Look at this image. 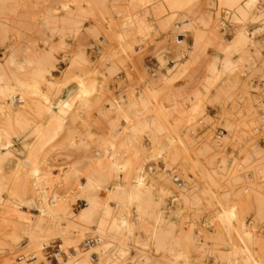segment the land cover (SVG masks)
<instances>
[{"label":"rangeland","instance_id":"374dc122","mask_svg":"<svg viewBox=\"0 0 264 264\" xmlns=\"http://www.w3.org/2000/svg\"><path fill=\"white\" fill-rule=\"evenodd\" d=\"M70 1L24 0L9 4L7 9L0 11V18H3L0 20L5 23V26H8L5 32L0 29V56L4 55L3 51L6 47L20 45L17 47L20 53L27 55L29 52L27 56L30 54L32 56H29L30 58L34 57L35 59L36 57L37 60L42 57L37 56L49 53L52 48L53 56L56 58V65L52 73L54 78H60L68 68L67 63L69 62L63 57L64 50L57 44L59 43L58 33L64 28L63 16L69 11L70 13L71 11L72 13L77 12L78 6L81 5L84 9V27L79 34V42L80 35L82 37L79 46L82 52L84 51L86 58L91 61L88 60L90 64H87L90 67L88 69L84 67L82 71L90 72L87 73L86 78L88 85L93 82L98 84L97 89L92 91L90 87L91 91L89 90L90 92L87 93L90 105L82 108L78 113L75 110L76 104L73 107L74 110H71V107L56 139L44 143L39 149L36 147L37 129L49 130V100L35 101L38 103V112L15 113L13 116L3 115L0 112V137L7 144L5 152L14 154L12 158L8 157L3 163L2 175H4L5 188L0 194V264H46L45 260L39 258L40 256L37 258V254L40 255L41 250L52 264H59L57 252L65 257L69 256V251L76 254L72 245H68L67 250L63 249V251L58 236H47L40 241L35 238V231L39 223L50 218L47 211L41 213L42 211L38 208L42 194L40 189L46 188L49 194V189H51L49 179H52L53 176L65 175L64 173L72 175L70 182L72 180L73 186L71 192L64 196L70 209L68 214L61 216L63 219L61 218V227H59L61 230L65 229L66 231H64L71 236L77 232L74 237L80 235L79 244L83 251L91 250L88 247L96 241L95 237H99L102 239L101 246L105 244L108 248L105 254V264H172L170 255L165 251L157 252L153 246L148 250V254L144 255L141 245L143 244V247L146 242H149L152 225L139 220L131 205L126 206L125 209L124 207L117 209L120 208L118 201L112 198L113 218L111 221L115 218L116 223L121 224L120 228L113 229L114 224L112 223H108L106 226L92 224L90 227L94 231L87 230L85 235L83 234L84 237L81 233L82 227L87 224L74 216L84 203L80 194L82 179H77L75 173L81 178L87 175V177H98L100 169L104 167L105 170L106 168L107 174L106 177L104 176L105 179L103 178L104 189L102 188L104 194L107 192V186L115 188L120 184H135L130 175L127 176V179H125V175L118 178L117 173L113 171L109 155L115 149L121 151L122 165L129 161L130 168L140 162L143 163V171L146 173H150L153 168L167 169L168 167L169 169V166L164 163L165 158L159 154L161 144L158 143V147L154 141L155 133L158 131H155V125H151L150 117L153 114V108H160V111L156 110L158 120H161L160 122L165 125L164 131L159 136L161 140L165 141L172 137L175 140V133H177V137L180 135L182 138H185L186 135L196 140L198 137H203V143L198 146H203L205 149L203 157L205 165L217 171L215 178L218 186L215 184L214 190H217V193L222 196L227 192L228 195L223 200L235 204L239 214L237 216L240 221H236V226L231 230L232 238L229 240L230 238L227 236L229 232L217 222V224L215 222L211 225L205 224L206 218L212 214L209 211H213L215 214V206H217L212 200V194L208 193L202 197V205L195 207L199 213L193 215L195 209L186 211L183 221L185 224L189 222L188 225L186 224L184 227L183 223L175 229L174 233H178L177 235L188 231L196 233L202 243H210L214 247L216 240L212 239L213 236L219 234L223 237L227 236L225 244L228 246L220 247V250H224L222 253L224 255H212L206 252L205 263L235 264L232 260L234 256L243 262L245 255L240 249L242 242L237 235L241 230L239 225L242 221L255 239L254 250L256 251L248 260L249 264H263L264 179L259 178L257 168L259 164H264V19H231L228 9L224 10L219 5L214 7V4L212 5L209 0H197L194 3L193 13L196 16L198 12L202 19H193L194 21L190 25L181 19H167L170 15L169 12L154 13L153 8L158 5L160 0H117L118 3L116 0H104L107 4L104 2L103 8L111 7L112 10L105 9L107 14L101 13L102 10V12L105 11L101 5V10L98 5L95 6L98 0H93L95 2L92 0ZM63 3H69V8H62ZM258 5L263 7V1L259 0ZM94 7L98 8L99 12L96 9L93 13ZM208 8H211L212 11L220 9V19L219 17L218 19H205V10ZM22 25L24 26L22 27ZM49 28L56 33L52 30L53 33H51ZM242 28H245L249 34V41L240 49H231L227 35L229 34V38H233L235 33H238ZM178 32L180 35L186 34L180 44L175 36ZM51 34L52 37H55L49 39ZM180 35L179 37H181ZM70 38L67 37V41ZM252 40L262 44L258 51L252 47ZM75 41L72 38L68 42L71 46L73 45L72 47H75L77 45V41ZM104 43H106L105 47ZM25 46L29 48L27 47L26 50ZM71 46L67 48L73 49ZM177 47H181L183 51L179 53ZM156 49L165 51L162 55L171 65L169 69L158 65L159 60L156 61L154 52ZM224 57L231 61L225 69L222 68ZM217 61L218 67L220 66L217 68L219 72L216 71L217 75L220 73L218 76L214 73L213 68V64ZM10 68L16 67L10 65ZM75 73L74 70L72 74ZM142 75L150 81V86L144 85ZM51 78L48 76L49 80ZM68 87L71 88L72 93L75 92L76 82L71 80L67 85L61 86V89L64 92ZM41 90L44 93L47 92L45 84L41 85ZM77 95L78 93L71 98L77 99ZM117 99L122 102L124 107H128L134 100L137 101L139 108L144 111L143 115L138 117L132 114V119L131 113L126 115L124 111L119 112L113 109L111 102H115ZM18 101L22 107H15L16 111L28 104L27 100L19 99ZM145 103L147 108L144 107ZM174 142L177 143V141ZM95 149H99L105 155L104 162H100L102 167L99 166L96 159L92 158ZM111 150L112 152L109 153ZM17 157L21 158L20 162L22 163L20 177L13 173L18 163ZM224 162L230 169L239 166L237 174L225 177L220 167ZM37 164L40 165L38 175L41 178L40 183L37 182V176L32 174ZM170 167L174 168L173 174L179 173L182 174V178H185L180 164L174 163ZM188 174L190 185L196 183L192 182L193 180L199 181L192 170H188ZM178 182L182 183V180H178ZM160 183L162 184V181ZM37 184L39 185L37 186ZM164 184L159 186L157 184L153 191L157 199L162 197L165 215L168 220H171L176 211V198L173 193L160 196ZM95 194L97 192H94L93 195ZM69 196L72 198V200L69 198L70 202H68ZM104 199L103 195L102 200ZM96 214L102 216L103 211L96 210ZM73 221L76 222L73 223ZM77 223H82L83 226L79 227ZM166 227L168 228L169 225ZM149 230L150 232H148ZM42 242L45 245L40 248L39 245ZM96 245L97 243L94 244V246ZM85 246L88 247L85 248ZM121 248L127 250L126 255L119 256ZM31 253H34V256ZM92 256L95 257L93 253ZM226 256L228 261L225 259ZM229 256L233 257L229 258ZM253 259L258 262L255 261V263Z\"/></svg>","mask_w":264,"mask_h":264},{"label":"bare ground","instance_id":"6f19581e","mask_svg":"<svg viewBox=\"0 0 264 264\" xmlns=\"http://www.w3.org/2000/svg\"><path fill=\"white\" fill-rule=\"evenodd\" d=\"M20 1L23 2L24 0H0V11L4 10L9 4H12L15 2H20ZM77 1L82 2L85 0H77ZM141 1H144V0H141ZM196 1L197 0H160L158 5L153 8V11H154V13H158V14L169 12L170 15L167 19H170V20L171 19H181L190 25V23L194 21L193 19H202V16L198 15V12L196 13L197 15L195 16V14L193 13V10H192L193 9L192 7ZM209 1H211L212 5L214 4V7H215V5H219L221 8L223 7L224 10L228 9L229 13L232 17L231 19H242V20L264 19V6L260 7L258 5L259 0H209ZM262 1L264 3V0H262ZM93 2H95V1H93ZM104 2L107 4V2L104 0H98V2H96L97 4H95V6L98 5L100 7V5H101V7L103 8L102 4H104ZM117 3H118V1H117ZM117 3H115V4H117ZM104 6H105V4H104ZM101 7H100V10H101ZM141 7H142V5H141ZM62 8L68 9L69 3H67V4L63 3ZM91 9H92V7H91ZM96 9H97V12H99L98 8H95L94 10H92V12L93 11L95 12ZM103 9L104 10L106 9L108 11V9L111 10V7L108 9L107 8H103ZM57 10H58V8H57ZM57 10H53V11H57ZM106 10L104 12H102L103 11L102 10L101 13L107 14ZM118 10H120V9H118ZM219 10L220 9H218V10L216 9V11H218V12H216V11H212L211 8L206 9L205 10V19H218L219 15L221 14ZM83 11H84L83 7L81 5H79L77 12L74 11L72 13V11H71V13H70V11H69L68 14L66 13V15L63 16V20H64L63 22H65V24L61 23V24H64L63 25L64 28L61 29L60 33H58L59 35L57 34L58 38H59V43H57V44H59L60 48H62L64 50L63 51L64 52L63 57L66 58L69 63H67L68 68L66 69V71H64V73L62 74V76L60 78H54L53 73H52V70L55 68V65H56L55 64L56 58H54V56H53L52 48H50L51 52L49 50V53L46 52V53H44V55L43 54L39 55V56L36 55L39 58L42 56L40 59H37V60H36V57H35V59H34V57L30 58V57H32V56H30V54H29L30 57L27 56L29 52H27V55L24 53H20V50L17 48L20 45L16 46V47L15 46L6 47L5 50L3 51L4 55L0 56V112L3 115L13 116L15 113L22 114V113L38 112L39 111V108L37 106L38 103H36L35 101L39 102L41 100H44V101L49 100V130L48 131H41L39 128L37 129L38 142H37L36 147L38 149L44 143L56 139L58 131L61 130L64 126V118H66V115L68 113H70V111L72 109L74 110L73 107L75 106V104L77 105V107H75V110L77 111V113L80 112V110L82 108H85V107L90 105L91 102L87 98V93H89L91 90L93 91L94 89H97L96 87L98 86L97 82H93V83L91 82L92 84L88 85V83L86 82V78L88 75L87 73H90V72L87 71V73H84L82 71V70H84V67H87V69H88V67H90V66H87V64H90V62H91L89 59L86 58L85 54L83 53L84 51L82 52V49L79 46V45H81L80 42L82 39V37L80 35V42H79V34H80L82 28L84 27ZM194 11L196 12L195 7H194ZM113 13H114V11H113ZM61 18H60V20H61ZM0 19H3V18H0ZM28 19H30V18H28ZM219 19H220V17H219ZM49 23H51V22H49ZM49 25H51V24H49ZM23 26L24 25H22V27ZM6 27H8V26H5V23L0 20V29L3 32H5V31H7ZM18 27H20V26H18ZM26 27H28V26H26ZM51 30L52 29H50V31ZM52 31H54V30H52ZM52 31H51V33H53ZM53 35H55V34H53ZM179 35L180 34L178 32V33H176L175 36H176V40L180 44V43H182V40L185 39L186 34L180 35L181 37H179ZM49 36H50L49 39L50 38L52 39L55 37V36L52 37V34ZM67 37H71L70 40L72 38L75 39L77 41L76 44L78 46L75 45V47H72L73 45L72 46L70 45V43L68 42L70 40L67 41V39H66ZM229 37H230V35L228 34L227 38H228V41L230 43L229 47L231 49H235V50L244 47V45L250 39V36L247 33L245 28L244 29L242 28L238 33H235L233 38H229ZM146 40H147V38H146ZM105 44L106 43H104V47H105ZM55 45H54V47H55ZM122 45H123V43H122ZM261 45H260V43H257L256 41L252 40V47L254 48V50L258 51L260 49ZM68 46H71V48H73V49L70 50L69 48H67ZM25 47L27 50L28 46H25ZM181 47H177V51L179 53L183 51V49ZM104 52H105V50H104ZM154 52H155L156 61L159 60L158 65L160 67H163V68L165 67L166 69H169V67L171 65L169 63H167L165 56L162 55L165 51L162 52V51H160V50L158 51L156 49ZM22 54L25 56H23ZM230 62H231L230 59L225 58L222 68L223 67H224V69L227 68L229 66ZM10 65H12L16 68H10ZM30 66H33V67H30ZM29 67L33 68V69H30ZM34 67H37L38 69L34 68ZM213 68L215 71L214 73H216V71H218L217 68H220V66L218 67V61L213 64ZM34 69L35 70L37 69V70L35 71ZM74 70L76 71V73L72 74V72ZM216 75H217V73H216ZM218 75H220V73ZM48 76H51L52 78L49 80ZM214 77L216 79V76H214ZM92 78H93V76H92ZM217 79H218V77H217ZM71 80H74L76 82L77 89L75 90V92L72 93V90L70 88L71 86H70L63 92L61 89V86L67 85V83ZM142 81H143L144 85L150 86V81L144 75H142ZM42 84H45L47 87V92H45V93L42 92V90H41ZM90 87H91V90H90ZM76 93H78L77 99L71 98ZM105 93H106V91H105ZM19 99H21L22 101L27 100L28 104L25 107H23L22 109H20L19 111H16L15 107H18V108L22 107L18 103ZM107 103H109V102H107ZM138 104L139 103L134 100L131 104L128 105V107L126 106L127 107L126 108V107H124L122 102L119 101V99H117L115 102H111L113 109H116L119 112L124 111V113H126V115L131 113V117L133 115H136L138 117L139 116L141 117L143 115L142 113H144V111H143V109L141 110L139 108ZM144 107L147 108L146 103H145ZM70 108H71V110L69 111ZM159 109L153 108V110L155 112L153 111V114H151V117H150L151 118V125H153V126L155 125L154 126V127H156L155 131L156 132L158 131L157 133H155V135L157 137L155 136L156 139H154V141L156 142L157 146H158V143L161 144L160 147L158 146L160 149L159 154L163 155V157L165 158L164 163L166 166H169V169H168V167H167V169H164V168L163 169H160V168L154 169L153 168V169H151L150 173H146L143 171V163H140L139 161H138L139 163L137 165L132 166L133 168H130L129 161H128V163L126 162L125 164L122 165L121 162H122L123 156L121 154V151L115 149L112 152V150H111V151H109V153L110 152H112V153L110 155L109 154L108 155H109V158L112 162L111 165H112L113 171H115L117 173L116 176L118 175V178L119 177L121 178L125 175L126 176L125 179H127V176L130 175L131 179H134L135 184H128V185L123 184L124 186L122 184H120L119 185L120 187L115 186V188H113L111 186H107V192H105L106 194H104L102 188H103V184L105 182L104 181V179L106 177L105 175L107 173L105 172L106 168L104 170L103 169L104 167H102L103 165L101 166V164L104 162L103 159H104L105 155H104V153L102 154L99 149H95V153L93 152L92 158L96 159V162H98L100 164L99 166L102 167L100 169L101 172L99 171V173L97 174L98 177H95V176L87 177L88 176L87 175V176H84L83 178L77 176V174L75 173V176L77 179H82L80 181V185L82 188L80 190V194L82 195L81 199L84 201V203H83V205H81L78 213H76L74 216H75V218H79V220L81 219V222L84 221L87 224L84 227L82 225V223L81 224L77 223V225L79 224L78 225L79 227H80V225L84 227V228L82 227L83 231L81 230L82 236L85 232H87V230L88 231H90V230L94 231L90 227L92 224H96V226L97 225H100V226L105 225L106 226L108 223L109 224L112 223V224H114V227H112V226L111 227L115 230H118L120 228L119 225L121 226V224L118 225L116 223L115 218L113 221H111V219L113 218V216H112L113 205L111 203V199L113 198V199L118 201V204L120 206V208H117V209H121V207L122 208L124 207V209H125L126 206L131 205L132 208L135 210V213L137 214L139 220L152 225L151 238H150L149 242L148 243L146 242V244H145L146 246L144 245L142 247L143 244L141 245V248L143 250L142 252H144V255L145 254L147 255L148 250L153 246L157 250V252L165 251V253L170 255V257H172L170 263H172V264H206L205 263V253L206 252H208L212 255L216 254L219 256H221V254L223 253L224 250L223 251L220 250V247L223 245H227V244H225V242L227 241L226 240L227 236H228V238H230L229 240H231V238H232L231 230L234 229L233 228L234 226H236V221H240L238 219L239 216H237L238 212L236 211L235 204H232L229 201L225 202L223 200V198H226V196L228 195L227 192L225 193L224 196H222V195L217 193V190H214L216 188V187H214L215 184H216V186H218L217 182H216V178H215V174H217V171L215 169H212V168L210 169L208 166L205 165V161L203 158L205 149L203 146H198V144L203 143V137H198L196 140V139L190 138L187 135L185 138H182L180 135L177 137V133H175L177 140L176 139L174 140V138L172 136H169L172 138L166 139L165 141L161 140L159 136L164 131L165 125H164V123L160 122L161 120L160 121L158 120L157 111H160ZM250 117H252V116H250ZM126 118H128V117L126 116ZM132 119H133V117H132ZM129 120H131V119L129 118ZM148 122H149V120H148ZM157 128H159V129H157ZM0 134H1V132H0ZM204 135H206V134H204ZM174 141H177V143ZM6 145L7 144L5 142H3L2 138L0 137V194L4 191V188H5L4 184H3L4 183V181H3L4 175H2L3 163L6 161V159H8V157L12 158V156H14V154H12V153L5 152ZM17 159H18V163L15 167V171L13 170V173H15V175L20 177L22 174L21 173V170H22L21 164L22 163L20 162L21 158L17 157ZM100 162H102V163H100ZM174 163H176V165L180 164V169L182 168L181 170H182V173L185 176V178H182V176H181L182 174H179V173L173 174L174 168L170 167V166ZM39 166L40 165H38V164L35 166L32 174L37 176V179H38L37 182L40 183L41 178L38 176L39 172H40ZM220 167L223 170L222 173L225 177L231 176L232 174L236 175L239 168H240L238 166V168L230 169L226 162L221 164ZM188 170H192L194 172V176H196V179H197V177L199 178L198 182H197V180L192 181V182H196L195 184L193 183L194 185H190L191 181H190V177L188 174ZM77 171H79V169ZM13 173H11V175H13ZM68 173H69V171H68ZM257 173L259 174V178L264 179V164L263 163L258 165ZM50 174H53V173L50 172ZM64 174L65 175L53 176L52 179H49L50 188H51V189H49L50 190L49 194L47 193L48 191L46 190V188L40 189L42 194H41V199H40L41 201H40V205H39L40 207H38V208L40 209V211H42L41 213L47 211L50 214V218H49V220H44V221H41L39 223V225L37 226V229L35 231V238L37 241H40V240H44L47 236H52V237L58 236L60 239V247L62 248V250L63 249L67 250L68 245L73 246V248H74L73 251H75L76 254H72L71 253L72 251L71 252L69 251L68 252L69 256L65 257V255H60L57 252L59 264H105L106 263L105 262L106 261L105 260V254L107 253L108 248L106 247L107 245H105V244L103 245L105 247L101 246V244H102L101 238H99V237L94 238L93 237L96 241L93 240L95 242L92 243L90 245V247L85 246V248L88 247L91 250L83 251L80 248L81 246L79 244V242L81 241V238H79L80 235H79V237L78 236L74 237L77 235L76 231H75L76 232L75 235L73 233H71L74 236L68 235L67 234L68 232L66 233L65 229H64L65 230L64 231V230H61V228H60L61 227L60 222H61V218H62L61 216L63 214L64 215L68 214L67 212L70 209L69 205L64 200V196L67 195L69 192H71V189L73 186L72 180H71L72 183L70 182L72 175H69L67 173H64ZM178 180H182V183L178 182ZM53 181H55V182H53ZM75 181H76V179H75ZM160 181H162V184L165 183L163 186L164 188H162V190H161L160 196H163V195L168 194V193L175 194L176 211L175 212L173 211L174 213H173V217L171 220H168L166 215H165V207H164L162 197L161 198L159 197L160 199L159 198L157 199L156 194L153 191V188H155L157 184H158L157 186L162 185L161 183L159 184ZM38 185L39 184H37V186ZM77 187L79 188V186H77ZM94 192H97V194L93 195ZM208 193L212 194V200L215 202V204L217 206H215L216 207V210H215L216 213L215 214H213L214 213L213 211H209V213L211 212L212 214L206 218L205 224L211 225L212 223L214 224V222H215V224L218 223V225H221L222 227H224V229H226L229 232L228 235L226 234L227 236H224V237L220 236V234L218 236L217 235L213 236L212 239L216 240L215 247L212 246L210 243H205V244L202 243L200 241L201 238L196 233H190V231L184 232V234H182V235H180V234L177 235L178 233L177 234L174 233L176 228L180 227V225H183V223H184L183 217L185 216L184 213L186 211L188 212L190 210L195 209L193 212V215H195V213L198 212V210L195 207H197L198 205H202L201 204L202 203L201 202L202 197L206 196ZM103 195L105 197L104 200H102ZM69 198L72 200V198L70 196L68 197V199ZM68 199H66V201H68ZM70 199L68 202L71 201ZM75 199H76V196H75ZM73 200H74V198H73ZM212 205H214V204H212ZM41 208H44V209L42 210ZM99 209H101L103 211L102 216H98L96 214V210H99ZM133 209H131V210H133ZM126 210H123V211H126ZM209 213H207V214H209ZM197 218H199L198 215H197ZM124 219L125 218L123 217V220ZM76 221H73V223ZM188 223L189 222H187L186 224L188 225ZM194 223L196 224L197 222H194ZM241 223H242V225H241ZM241 223H240L241 226L239 225L241 230L239 229L240 231L238 232L237 235H238V239L241 240V242H242V247H240V249L243 250V253H245V255L243 256L244 261L243 262L240 261L237 258V256H234V255H233L234 259H232V260L234 261L233 263H235V264H249L248 260L252 258L254 251H256V250H254L255 239L252 237V234H250L251 232L248 231L247 225L243 224L242 221H241ZM186 224L184 225V227L186 226ZM74 225H76V224H74ZM168 225H169V227L167 228L166 226H168ZM218 225H216V226H218ZM189 226H191V225L189 224ZM226 230H224V231H226ZM120 231H122V230H120ZM131 231H133V229H131ZM148 232H150V230ZM199 234H201V233H199ZM223 234H224V232H223ZM148 235L150 236V234H148ZM133 236H134V234H133ZM212 239H210V240H212ZM95 243H97L96 246H94ZM44 245H45V243L42 242L39 246H40V248H43ZM231 245H232L231 247H233V244H231ZM42 251L43 250H41V252H39L40 255L37 254V258L40 256L39 258L42 260H45L46 264H52L49 260H47V258L44 256ZM119 251H120L119 256H124L127 253V250L123 249V248H121V250L119 249ZM194 251H195V253H194ZM66 252H65V254L68 255V253H66ZM92 253L94 254L95 257L92 256ZM196 253H197V255H196ZM31 254H33V256H34V253H31ZM232 254H234V253H232ZM235 254H237V252H235ZM222 255H224V254H222ZM255 255H256V253H255ZM233 256H229V258L233 257ZM225 259L227 260V256ZM194 260H196V261H194ZM258 260H254V262L255 261L258 262Z\"/></svg>","mask_w":264,"mask_h":264}]
</instances>
